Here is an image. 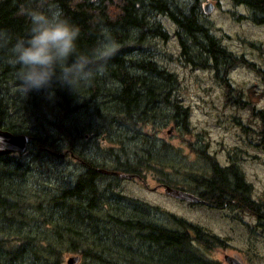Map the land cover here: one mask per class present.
<instances>
[{"label":"trees","instance_id":"16d2710c","mask_svg":"<svg viewBox=\"0 0 264 264\" xmlns=\"http://www.w3.org/2000/svg\"><path fill=\"white\" fill-rule=\"evenodd\" d=\"M237 2L246 6L255 24L264 25V0ZM38 3L39 0H0V30L11 38L6 46H0V123L13 134L30 136L28 147L35 148L36 156L48 152L64 157L67 151L69 156L71 153L82 158L79 151L75 152V145L92 131L108 140L117 134L118 142H123L129 133L138 138L141 128L156 119L163 108L170 109L179 126L188 130L189 111L172 97L177 79L154 62L148 50L152 41L167 42L171 38L160 17L176 26L180 57L187 66L212 70L214 77L228 87L226 76L239 64V59L214 36L212 24L201 11V0H43L45 7L59 8L79 27L80 51L94 46L101 28L110 30L119 48L108 61L106 74L90 85L73 91L54 82L51 97L44 90L24 96L19 90V66L9 63V49L17 39L27 38L29 21L24 10ZM261 119L264 126V115ZM261 140L264 142V136ZM201 153L208 173L197 177L195 187L189 190L212 208L251 214L264 228V202L252 199V186L239 167H222L213 157ZM119 155L111 156L112 168L108 169L87 162L72 186L55 194L46 188L38 193L26 188L28 167L23 155L0 156V264H63L67 253H79L95 264H182L188 263V257L192 262L197 260L195 244L206 252L222 246L219 237L173 215L164 214L167 223L175 228L154 222L151 216L159 212L157 209L132 201L133 213L119 207L110 212L112 221L104 223L117 234L113 232L106 242L93 226L87 228L88 237L82 235L80 211L87 212L91 220L90 214L102 212H95L96 201L101 199L94 198L98 194L103 197L98 181L117 179L97 169L134 175L142 170L138 163H120ZM39 226L55 242L48 237L35 239L33 233L26 232ZM131 243L138 249L151 247L159 252L143 256L134 251ZM165 252L170 255L159 257ZM153 255L159 259L154 261Z\"/></svg>","mask_w":264,"mask_h":264},{"label":"rangeland","instance_id":"374dc122","mask_svg":"<svg viewBox=\"0 0 264 264\" xmlns=\"http://www.w3.org/2000/svg\"><path fill=\"white\" fill-rule=\"evenodd\" d=\"M206 4L213 7L210 14L203 11ZM201 11L212 24L213 34L221 45L239 59V64L226 76L228 87L214 77L212 70L194 69L183 63L175 37L176 26L165 17H160V21L171 35L170 40L152 41L148 49L152 60L177 79L172 97L176 104L189 111L188 130L179 126L170 109L163 108L156 119L141 128L138 138L129 133L123 142H118L117 134L108 140L98 132L87 133L88 136L84 135L75 145V152L79 151L83 159L69 153L73 156L70 157L67 151L66 154L61 152L66 155L63 158L45 151L42 156H36L35 148L29 146L23 154L25 167H28L25 185L31 193L46 188L55 194L72 186L87 162L108 169L112 168L111 156L120 154V163H138L142 170L135 173L138 178L98 181L103 197L98 194L94 199H101L96 203L102 212L90 214L91 220L87 218V212L80 211L82 235L88 237L90 231L87 228L93 226L106 242L111 234H117L104 223L112 215L110 212L119 207L133 213L132 205L135 204H131L132 201L157 209L159 212H153L151 216L154 222L175 228L164 216L170 214L201 227L222 241L221 247L207 252L195 244L197 260L192 262L188 257V263L182 264H226L224 255H237L245 264H264L263 224L260 225L251 214L232 208L216 209L205 204L182 202L164 195L160 187L166 184L193 193L189 190L196 185L193 181L208 173L207 165L201 159V152H204L222 167L237 165L245 181L252 186V199L264 202V142L261 140L264 136L261 119L264 115V25L255 24L252 14L237 0H201ZM171 127L173 131L168 135ZM103 202L106 207L100 208ZM34 225L32 222L31 226ZM26 232L33 233L35 239L41 238V241L51 235L42 226ZM50 239L55 242L53 237ZM66 243L71 242L67 240ZM131 246L143 256L159 252L151 247L138 249L134 243ZM165 254H159V257L170 255ZM77 256L80 258L78 264H95L79 253L65 254L63 264L69 257ZM159 257L153 255L154 261Z\"/></svg>","mask_w":264,"mask_h":264},{"label":"clouds","instance_id":"9594fccd","mask_svg":"<svg viewBox=\"0 0 264 264\" xmlns=\"http://www.w3.org/2000/svg\"><path fill=\"white\" fill-rule=\"evenodd\" d=\"M29 21L26 39L12 44L9 63L19 66V90L25 96L31 91L44 90L49 96L53 83L75 87L90 85L106 74L108 61L116 54L118 42L110 30L101 28L100 37L88 51H80V29L64 17L62 10L43 0L24 10ZM9 34L0 30V46L10 42Z\"/></svg>","mask_w":264,"mask_h":264},{"label":"water","instance_id":"95a60500","mask_svg":"<svg viewBox=\"0 0 264 264\" xmlns=\"http://www.w3.org/2000/svg\"><path fill=\"white\" fill-rule=\"evenodd\" d=\"M213 10V7L211 4H206L203 6V11L206 14H210ZM173 131V127L169 129L167 132L168 135H171ZM31 137L25 134H13L7 130H4L0 123V156H7L11 154H23L29 142L31 141ZM58 156L62 157L63 155L58 154ZM99 171H104L103 169H99ZM129 178L132 177V175H128ZM163 192L166 196L188 202V203H203V200H201L199 197H197L194 194L188 193L186 191L173 188L168 185L163 186ZM80 261V258L77 257H69L66 261V264H78ZM224 262L226 264H242L238 258V256H231V255H224Z\"/></svg>","mask_w":264,"mask_h":264},{"label":"flooded vegetation","instance_id":"af4514ba","mask_svg":"<svg viewBox=\"0 0 264 264\" xmlns=\"http://www.w3.org/2000/svg\"><path fill=\"white\" fill-rule=\"evenodd\" d=\"M104 170V169H103ZM97 171H98V173H101V174H103V175H106V176H109V177H115V178H125V177H127V178H129L128 177V175H132V177L131 178H138V176H136V175H134V174H126V173H117V172H115L114 170H104V171H99V169H97ZM164 186V184L163 185H160V187L162 188ZM200 204V203H199ZM201 204H205V205H208L205 201H203V203H201ZM95 206H96V209H97V211H95V212H98L99 211V209H98V204H95ZM105 208L106 207V205H104V203H102V205L100 206V208ZM232 256H235V255H232ZM237 256V255H236ZM239 258V260H240V262L242 263V264H245L243 261H242V259L240 258V257H238Z\"/></svg>","mask_w":264,"mask_h":264}]
</instances>
